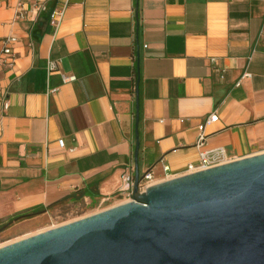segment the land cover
I'll use <instances>...</instances> for the list:
<instances>
[{
	"label": "crops",
	"instance_id": "1",
	"mask_svg": "<svg viewBox=\"0 0 264 264\" xmlns=\"http://www.w3.org/2000/svg\"><path fill=\"white\" fill-rule=\"evenodd\" d=\"M5 44L16 59L0 69V224L31 215L0 246L39 232L77 190L94 204L129 200L118 187L134 173L137 77L140 176L186 174L214 111L205 149L264 152V0H69L56 31L35 0H0Z\"/></svg>",
	"mask_w": 264,
	"mask_h": 264
},
{
	"label": "water",
	"instance_id": "2",
	"mask_svg": "<svg viewBox=\"0 0 264 264\" xmlns=\"http://www.w3.org/2000/svg\"><path fill=\"white\" fill-rule=\"evenodd\" d=\"M138 81L131 199L4 244L0 264H264V152L140 190Z\"/></svg>",
	"mask_w": 264,
	"mask_h": 264
},
{
	"label": "built area",
	"instance_id": "3",
	"mask_svg": "<svg viewBox=\"0 0 264 264\" xmlns=\"http://www.w3.org/2000/svg\"><path fill=\"white\" fill-rule=\"evenodd\" d=\"M35 2L41 11H48L49 23L54 28V31H56L63 20L65 11L69 5V0H62L58 6L52 8L51 10H48L46 0H35ZM10 40H13V38H10ZM15 59H16V55L13 52L11 46L9 44H5L0 49V69H5V68L12 69L15 65ZM211 61L214 62L215 59L211 58ZM46 66H47V70L51 71L56 68V61L48 60ZM250 75H251L250 72L244 71L235 84L239 85L243 78H248L250 77ZM62 78L64 81H69V80H74L75 76L62 75ZM7 105H8L7 101L4 102V108H6ZM217 119H218V114L215 111L210 112L206 116L205 120L198 124V134L194 143V146L198 149V161L196 163L191 162L187 164V168H186L187 173L206 169L211 166H215L221 163L231 161L228 159L226 150L223 147H216L212 149L204 148L207 139V134L205 133V124L209 122H215ZM58 143L59 146H63V142L61 140H59ZM163 170L167 171L168 166L164 165ZM121 179H122V184L119 185L118 190L124 193L125 196L130 200L133 190V175L129 171H125L122 174ZM155 182L156 181L152 173L147 171L141 176V179L139 181V189L145 190L147 186H150Z\"/></svg>",
	"mask_w": 264,
	"mask_h": 264
},
{
	"label": "rangeland",
	"instance_id": "4",
	"mask_svg": "<svg viewBox=\"0 0 264 264\" xmlns=\"http://www.w3.org/2000/svg\"><path fill=\"white\" fill-rule=\"evenodd\" d=\"M113 205L115 204L111 205L106 202H103L101 204H94L89 201H86L85 199L65 201L59 204L58 206L52 208V210L45 214L40 220V222L37 224V227L33 229V232L40 230L42 231L48 228L61 225L74 219L101 211ZM13 233L15 232H0V243L7 241L6 238Z\"/></svg>",
	"mask_w": 264,
	"mask_h": 264
},
{
	"label": "trees",
	"instance_id": "5",
	"mask_svg": "<svg viewBox=\"0 0 264 264\" xmlns=\"http://www.w3.org/2000/svg\"><path fill=\"white\" fill-rule=\"evenodd\" d=\"M78 191V192H77ZM75 193H77L78 195L77 196H71L67 201H75V200H79V199H83V196L87 195L86 193H84L85 191L84 190H77ZM84 191V192H83ZM22 215H25V214H22ZM21 216V215H19ZM21 219V218H20ZM1 225V224H0Z\"/></svg>",
	"mask_w": 264,
	"mask_h": 264
}]
</instances>
